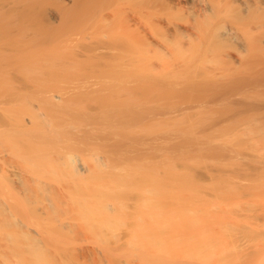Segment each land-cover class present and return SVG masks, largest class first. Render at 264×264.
<instances>
[{
  "label": "rangeland",
  "instance_id": "374dc122",
  "mask_svg": "<svg viewBox=\"0 0 264 264\" xmlns=\"http://www.w3.org/2000/svg\"><path fill=\"white\" fill-rule=\"evenodd\" d=\"M86 1L0 0V264H245L262 79L126 67Z\"/></svg>",
  "mask_w": 264,
  "mask_h": 264
},
{
  "label": "bare ground",
  "instance_id": "6f19581e",
  "mask_svg": "<svg viewBox=\"0 0 264 264\" xmlns=\"http://www.w3.org/2000/svg\"><path fill=\"white\" fill-rule=\"evenodd\" d=\"M32 1V8L40 10L41 0ZM85 4L78 34L107 42L110 54L126 67L132 62L138 71L151 75L197 73L212 83L261 78L244 86L240 96H264V0H87ZM256 186H252V212L262 220L261 224L253 220L252 225L263 228L264 234V188L260 193ZM242 259L243 254L236 252L232 264H244ZM246 259L245 264H264V240Z\"/></svg>",
  "mask_w": 264,
  "mask_h": 264
}]
</instances>
